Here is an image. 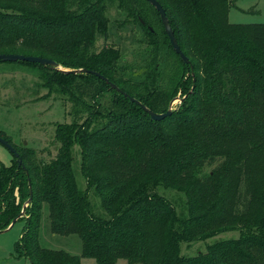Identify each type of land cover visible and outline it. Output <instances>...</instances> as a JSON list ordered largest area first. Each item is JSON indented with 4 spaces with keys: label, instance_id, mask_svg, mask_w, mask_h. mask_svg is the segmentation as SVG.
<instances>
[{
    "label": "trees",
    "instance_id": "obj_1",
    "mask_svg": "<svg viewBox=\"0 0 264 264\" xmlns=\"http://www.w3.org/2000/svg\"><path fill=\"white\" fill-rule=\"evenodd\" d=\"M156 1L189 65L147 0H0V54L100 73L151 111L166 113L170 103L150 81L161 64L137 82L136 76L119 75V49L92 51L99 36H108L114 8L124 17L121 26L138 27L141 48L175 54L181 70L175 92L186 97L170 116L154 121L95 75L16 62L46 71L47 88L56 86L59 95L73 97L76 82L86 79L103 86L101 96L113 94L106 111L101 102L75 96L80 110H71L70 124L56 125L59 148L49 162L0 133L25 167L15 157L10 166H0V231L21 214L31 189L33 200L19 219L26 227L15 246L31 264H81L83 258L97 264H264V23H230L232 0ZM75 145L85 191L73 170ZM206 168L210 173L199 176ZM160 187L186 195L187 216L159 194ZM91 192L104 215L94 212ZM45 206L51 233L77 235L80 256L40 245ZM219 231H239L240 237L215 244L205 255L180 256L182 242Z\"/></svg>",
    "mask_w": 264,
    "mask_h": 264
},
{
    "label": "rangeland",
    "instance_id": "obj_2",
    "mask_svg": "<svg viewBox=\"0 0 264 264\" xmlns=\"http://www.w3.org/2000/svg\"><path fill=\"white\" fill-rule=\"evenodd\" d=\"M233 6L229 12V22L232 24H258L264 23V0H232ZM151 14L154 12L151 10ZM112 8L109 12L110 25L108 36H99L92 51L100 52L104 47H116L120 50V58L117 60L121 69L120 74L125 77L136 76L137 82L147 76L148 71L155 69L161 64L158 72H153L150 81L161 92V99L171 104L176 109L184 98L183 93H176L181 70L178 69V59L175 54L164 49L159 53L145 51L141 48L138 40L141 38L137 26L123 25L124 17ZM135 31V32H134ZM134 32V33H133ZM154 66V68H153ZM151 71V72H152ZM48 73L38 67L27 66L20 63H0V133L8 136L13 144L18 147L25 146L37 151V155L43 161L49 162L57 156L59 144L55 140V130L58 123L72 122L71 110H80V106L74 100L75 96L87 103L96 104L101 102L102 109L107 110L113 94L107 92L100 95L102 85L93 79L78 80L77 86L73 87L74 96L62 95L58 88H47ZM130 78V77H129ZM186 79V78H185ZM49 83V81H48ZM50 86V85H49ZM150 88V87H149ZM188 90V89H187ZM61 93V92H60ZM176 95L171 101L169 98ZM169 99V100H168ZM73 102L76 106L72 107ZM171 101V102H170ZM97 107V106H96ZM99 108V107H98ZM96 108V109H98ZM88 114L84 113L83 119ZM82 119V120H83ZM75 158L74 173L81 191L86 190V181L80 171L81 151L79 146L73 148ZM14 159L13 154L0 143V166H10ZM211 168L200 171L199 176L210 173ZM158 192L166 198L173 200L178 207V212L186 214V195L176 189L158 188ZM94 212L104 215L100 199L93 192L89 195ZM211 203L202 208L207 209ZM26 227L24 220L18 221L8 232L0 234V264H31L26 257L19 256L15 250L17 242L23 235ZM239 231L211 232L202 239L182 242L180 244V256L198 257L209 253L215 244L238 239ZM40 245L46 249L63 250L72 255L80 256L82 242L77 235L58 236L51 233L50 219L47 207L42 213L40 227ZM81 264H97L93 259L83 258ZM117 264H129L126 260H119Z\"/></svg>",
    "mask_w": 264,
    "mask_h": 264
},
{
    "label": "water",
    "instance_id": "obj_3",
    "mask_svg": "<svg viewBox=\"0 0 264 264\" xmlns=\"http://www.w3.org/2000/svg\"><path fill=\"white\" fill-rule=\"evenodd\" d=\"M155 9L156 11L159 13L160 15V19L163 23L165 32L170 40V43L174 49V51L176 52V54H178L181 58V60L186 64L189 65L190 61L189 59L184 55V53L181 51L176 37L174 35L173 29L171 27V24L168 20V17L166 15L165 10L163 9V7L161 6V4L159 2H157L156 0H147ZM16 62H27V63H31V64H39L43 67H49L52 70H57L63 73H72V74H80V73H85V74H91V75H95L96 77L100 78L101 80L105 81L108 85H110V87L113 90H116L119 93H122L125 97H128L130 99L131 102L136 103L139 107H141L146 113H148L151 117L152 120L154 121H161L164 118L170 116L173 112V102L172 101L170 104V107L168 109V111L166 113L160 114V113H155L153 111H151L149 108H147L145 105H143L141 102L137 101L134 98L129 97L127 94H125L117 85L111 83L106 77H104L103 75H101L100 73L91 71V70H87V69H78V70H65L63 68H61L59 66V64L55 61H52L50 59H46V58H41V57H33V56H24V55H17V54H0V63H16ZM186 97H184L183 99L180 100V103L183 102V100ZM0 143L2 145H4L12 154L13 156L17 159L18 161V167L19 168H23L25 169L24 165H23V160L21 158V156L19 155V153L17 152V150L13 147V145L11 143H9L6 139L0 137ZM30 185V183H29ZM33 197H32V190L30 189V198L27 201V203L24 205L23 210L21 212V214L12 221L11 225L3 230L0 231V234L6 233L8 232L18 221L20 218L24 217L25 214V209L26 207L32 202Z\"/></svg>",
    "mask_w": 264,
    "mask_h": 264
}]
</instances>
